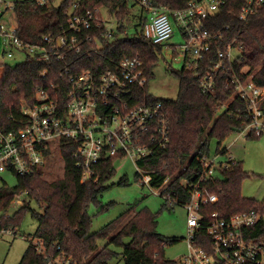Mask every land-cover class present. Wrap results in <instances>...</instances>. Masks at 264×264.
<instances>
[{
  "label": "trees",
  "instance_id": "trees-1",
  "mask_svg": "<svg viewBox=\"0 0 264 264\" xmlns=\"http://www.w3.org/2000/svg\"><path fill=\"white\" fill-rule=\"evenodd\" d=\"M51 0V5L39 4L36 0L15 1L14 12L17 19V32L26 44H41L43 37L59 33L74 13H84L106 7L123 22H133L137 31L105 45L89 56L78 55L74 72L107 69L113 60L123 56L139 55L145 63L148 78L153 75V67L162 53V46L154 44L143 36L138 27L145 22L143 10L133 11L135 4L127 0ZM159 6L173 9L186 7L190 0H152ZM246 0H224L222 9L212 16L209 26L221 31L224 46L232 40L243 46V60L236 64L237 70L247 68L245 77L252 76L256 84L264 87V3L247 20L239 17L240 8ZM78 6L75 7V4ZM62 64L55 60H38L27 53L26 59L16 65L3 63L0 69V127L18 130L25 124L23 106L36 100L38 91L49 89L52 83L60 84ZM46 72V73H45ZM179 78L192 85L201 102V108H184L186 88L176 98H156L142 90L145 102L161 101L169 111L171 121V141L155 156L139 160V164L154 171L151 187H160L170 179L167 190L171 195L166 205H184L192 196L193 185L206 188L218 195L215 203H206L201 212L205 219L217 212L220 217H229L243 211H257L259 220L252 227L253 237H264V199L257 200L242 194V183L251 174L245 171L243 161L227 157L228 167L221 168L220 174L200 181L204 173L203 161L212 155V141H216V154L228 155L224 141L233 133L241 132L251 122L247 111L248 103L236 94L235 88L224 83L212 95L201 92L197 78L184 69L174 71ZM45 73V74H44ZM231 100V101H230ZM225 103L229 107L222 110ZM264 110V101L262 103ZM184 117L188 137L181 130V117ZM249 138H257L248 135ZM73 146L62 148L64 174L53 181L43 179V171L38 169L30 176L17 175V184L0 190V210L7 211L14 200L26 195L20 209L13 217L0 218V230L12 226L17 232L22 215L30 211L37 220L34 237L40 243L29 244L19 264H49V258L65 256L72 264H178L168 259L165 247L177 239L165 240L157 231V214L148 209H128L95 232H91L92 206L107 209L102 202V194L108 188L105 181L115 173L114 159H106L96 169L94 179L82 183V170L77 167L73 156ZM138 174V173H137ZM186 181V182H185ZM189 181V182H187ZM162 197V196H161ZM38 207L33 208L32 205ZM130 237L129 242L124 238ZM106 240L100 246L99 240Z\"/></svg>",
  "mask_w": 264,
  "mask_h": 264
},
{
  "label": "built area",
  "instance_id": "built-area-1",
  "mask_svg": "<svg viewBox=\"0 0 264 264\" xmlns=\"http://www.w3.org/2000/svg\"><path fill=\"white\" fill-rule=\"evenodd\" d=\"M36 1L51 5V0ZM127 3L143 10L145 22L138 29L154 44L166 45L175 34L174 20L183 36L181 44L172 45L174 59L178 58L182 69L197 78L201 92L206 95L215 94L223 83L233 86L236 94L248 103L247 111L252 117L245 127L249 129L248 135H264V87L256 84L252 76H244L247 68L237 70L236 64L243 60V46L236 40L220 46L225 41L222 32L209 26L224 0H190L186 7L177 9L156 5L152 0H127ZM263 3L264 0H246L240 8V19L247 20ZM14 6L13 1L0 0V36L8 47L4 54L13 58L11 46H14L38 60L60 62L62 82L39 90L35 102L23 106L26 121L22 128L0 127V172L30 176L54 149L62 153V148L69 144L74 148L76 165L82 170V183L94 179L96 169L106 159L128 158L135 163L143 184L151 187L155 172L141 166L139 160L155 156L166 147L172 130L170 114L163 103L145 102L142 90L149 78L144 61L139 55H127L113 60L103 71L74 72L76 56L91 59L105 45L130 36L137 28L123 24L114 13L112 24L116 27L109 29L102 14L106 7H102L72 14L59 33L47 34L41 44L31 45L19 37L17 24L7 27L3 21L5 12ZM228 107L225 103L222 110ZM220 156L204 159L200 181L228 167L226 160H219ZM169 180L151 189L172 203L170 193L165 192ZM217 201L216 193L199 187V183L193 185L192 196L183 205L188 212V252L177 263L264 264V237L252 234V227L259 220L258 212L243 211L229 217L213 212L204 220L202 206ZM22 202L20 197L14 200L19 205ZM2 231L17 234L10 227ZM49 264H72V261L65 256L50 257Z\"/></svg>",
  "mask_w": 264,
  "mask_h": 264
},
{
  "label": "rangeland",
  "instance_id": "rangeland-1",
  "mask_svg": "<svg viewBox=\"0 0 264 264\" xmlns=\"http://www.w3.org/2000/svg\"><path fill=\"white\" fill-rule=\"evenodd\" d=\"M18 1V0H7ZM58 0L56 3H60ZM134 15L139 14V7L133 11ZM102 14L108 23V28L113 29L116 26L115 15L108 9L103 8ZM3 21L7 27L15 26L17 19L12 8L8 9L3 15ZM137 20L133 18L132 23L125 24L132 27ZM133 24V25H132ZM175 34L162 46V53L157 64L153 67V75L148 81L147 91L156 98H178L186 88L184 97V108H193L196 110L201 108V102L195 88L175 74L174 71H180L183 67L181 61L174 57L173 44H181L183 36L178 25L173 20ZM8 47L4 45L3 37L0 36V69L3 63L16 65L26 59L27 52L14 46V57L9 58L4 54ZM181 130L184 138L188 137V129L186 128L184 117L180 119ZM249 129L231 134L225 141L224 146L228 148V155H221L219 160H227L228 156L243 161L245 171L251 174L242 183V194L249 198L257 200L264 199V135L257 138H249ZM216 141H212V155H216ZM115 173L110 176L105 185L108 188L102 194V202L108 205L107 209L101 210L100 207L92 206L90 213L92 214L91 232H95L108 222L115 219L121 213L128 209L136 210L148 209L152 213L157 214V231L165 240L177 239V242L168 244L165 247V255L168 259L179 260L182 255L188 252L187 237V209L180 204L166 205L165 199L147 184H143L141 178L137 174L135 163L128 158H119L114 160ZM43 171V179L53 181L60 178L64 174V159L60 149L56 148L48 157L47 161L41 166ZM216 175H221L217 171ZM17 184V175L11 171L0 172V190L3 187H13ZM26 195H21L20 199L24 200ZM21 204L14 203L7 211L0 210V218L2 216L13 217L20 209ZM33 208L38 207L33 203ZM264 218V215H263ZM37 220L30 211L22 215L21 221L17 229V234L13 235L7 232H0V264H19L29 244L40 243L34 233L37 229ZM12 228V226H10ZM125 242L130 241V237L124 238ZM106 240L100 239V246L105 245ZM116 264H124L118 261Z\"/></svg>",
  "mask_w": 264,
  "mask_h": 264
}]
</instances>
